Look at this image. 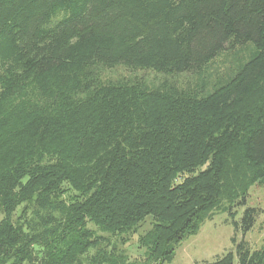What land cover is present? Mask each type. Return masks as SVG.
Listing matches in <instances>:
<instances>
[{"label": "trees", "instance_id": "trees-1", "mask_svg": "<svg viewBox=\"0 0 264 264\" xmlns=\"http://www.w3.org/2000/svg\"><path fill=\"white\" fill-rule=\"evenodd\" d=\"M249 57L205 91L223 52ZM197 74L100 83L95 66ZM205 91V92H204ZM264 185V0H0V264H163ZM246 206L238 220L236 208ZM140 263L98 231L134 233ZM95 228V229H93ZM205 264H264L243 239Z\"/></svg>", "mask_w": 264, "mask_h": 264}, {"label": "rangeland", "instance_id": "rangeland-1", "mask_svg": "<svg viewBox=\"0 0 264 264\" xmlns=\"http://www.w3.org/2000/svg\"><path fill=\"white\" fill-rule=\"evenodd\" d=\"M233 55L223 52L213 59L202 71V78L206 81L205 91H208L219 80L225 78L232 68L244 62L249 57L248 50H242ZM100 83L138 82L149 86H157L166 81L177 87H196L199 79L194 73H179L167 75L150 69H134L122 65L113 67L95 66L91 75ZM204 91V92H205ZM246 206L259 209V215L251 230L244 235L235 232L232 218L225 211H216L210 219H206L195 235H191L174 247V254L170 262L163 264H205L214 262L225 253L235 252V245L231 242L234 237L238 242L243 239L251 249H258L264 240V185L255 184L248 191ZM246 206L236 208L235 220L241 217ZM1 219V214H0ZM151 228V219L145 221L134 233L112 236L95 230L101 238V245L109 244L115 251L123 253L129 261L140 263L144 258V248L138 244V238ZM95 229V228H93ZM233 264H237L236 258Z\"/></svg>", "mask_w": 264, "mask_h": 264}]
</instances>
